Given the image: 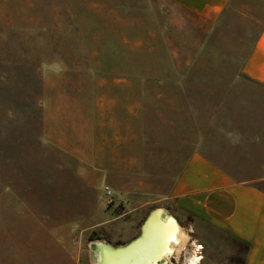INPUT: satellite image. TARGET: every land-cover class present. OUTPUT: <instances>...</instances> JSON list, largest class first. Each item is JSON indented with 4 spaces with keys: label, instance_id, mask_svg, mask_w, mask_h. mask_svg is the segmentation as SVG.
I'll list each match as a JSON object with an SVG mask.
<instances>
[{
    "label": "rangeland",
    "instance_id": "rangeland-1",
    "mask_svg": "<svg viewBox=\"0 0 264 264\" xmlns=\"http://www.w3.org/2000/svg\"><path fill=\"white\" fill-rule=\"evenodd\" d=\"M263 24L258 0H231L205 31L168 0H0V264H94L91 242L126 245L155 209L187 236L169 262L241 264L242 245L178 212L169 190L193 148L207 156L228 128L264 147V89L240 74ZM48 68L76 100L95 73L135 78V157L98 185L43 140L34 90L41 100ZM223 119L245 125L212 126Z\"/></svg>",
    "mask_w": 264,
    "mask_h": 264
},
{
    "label": "crops",
    "instance_id": "crops-1",
    "mask_svg": "<svg viewBox=\"0 0 264 264\" xmlns=\"http://www.w3.org/2000/svg\"><path fill=\"white\" fill-rule=\"evenodd\" d=\"M168 1L192 16L195 26L204 31L231 2ZM45 72L41 100L39 87L34 90L42 112L43 140L53 156L80 159L77 172L82 180L98 185L119 167V159L131 162L135 157V136L129 135L130 119H136L135 78L95 73L94 85L88 91L80 85L76 100L59 91L55 77L64 72L49 68ZM240 74L264 89V24L241 62ZM220 122L224 130L228 124L245 125L243 119H223L212 126ZM225 131L222 145L213 141L207 156L193 148L171 184L169 198L178 212L242 245L241 264H264V187L258 185L264 180L262 137L245 134L241 128Z\"/></svg>",
    "mask_w": 264,
    "mask_h": 264
},
{
    "label": "bare ground",
    "instance_id": "bare-ground-1",
    "mask_svg": "<svg viewBox=\"0 0 264 264\" xmlns=\"http://www.w3.org/2000/svg\"><path fill=\"white\" fill-rule=\"evenodd\" d=\"M140 239L125 246L123 249H111L112 247L97 242L96 252L92 261L94 264H166L169 257L178 253L185 245L187 236L182 231L176 220L161 212H153L143 222ZM140 243V244H139ZM126 244V245H127ZM200 248V246H197ZM93 251V250H92ZM109 251H124L120 257L113 258ZM177 255V254H176ZM177 257V256H176ZM200 256L193 255L189 264H198ZM169 263V262H168ZM171 264V263H170Z\"/></svg>",
    "mask_w": 264,
    "mask_h": 264
},
{
    "label": "water",
    "instance_id": "water-1",
    "mask_svg": "<svg viewBox=\"0 0 264 264\" xmlns=\"http://www.w3.org/2000/svg\"><path fill=\"white\" fill-rule=\"evenodd\" d=\"M157 211H158V212H161V214L164 215V216H168V215H169V212H168L167 210H165V209H155V210H152V211L147 215V217L145 218L144 221H146V220L148 219V217H149V215H150L151 213H153V212H157ZM144 221H143V222H144ZM141 226H142V224H141ZM141 234H142V230H141V227H140V234H139L136 238H134L133 240H131V241H130V244H132L133 242L139 240ZM97 242H100V241L91 242V244H90V249H91V251H90V255L93 254L94 252H96V249H93V248H96ZM101 243L110 246L109 244L105 243L104 241H102ZM128 245H129V244H127V245H125V246H128ZM125 246L120 245V246H113V247L110 246V247H112L111 249H116V250H118L119 248L123 249ZM92 250H93V251H92ZM119 250H120V249H119ZM91 256H93V255H91ZM91 259H92V257H91ZM92 260H93V259H92Z\"/></svg>",
    "mask_w": 264,
    "mask_h": 264
},
{
    "label": "flooded vegetation",
    "instance_id": "flooded-vegetation-1",
    "mask_svg": "<svg viewBox=\"0 0 264 264\" xmlns=\"http://www.w3.org/2000/svg\"><path fill=\"white\" fill-rule=\"evenodd\" d=\"M139 234H140V231H139ZM135 238H136V237H135ZM168 262H169V261H168ZM168 262H167L166 264H170V263L173 264V262H169V263H168Z\"/></svg>",
    "mask_w": 264,
    "mask_h": 264
}]
</instances>
